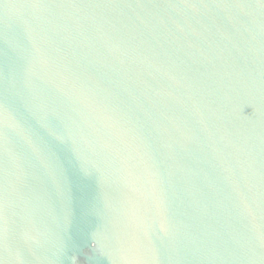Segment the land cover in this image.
I'll return each instance as SVG.
<instances>
[{"label": "water", "instance_id": "1", "mask_svg": "<svg viewBox=\"0 0 264 264\" xmlns=\"http://www.w3.org/2000/svg\"><path fill=\"white\" fill-rule=\"evenodd\" d=\"M0 264H264V0H0Z\"/></svg>", "mask_w": 264, "mask_h": 264}, {"label": "snow or ice", "instance_id": "2", "mask_svg": "<svg viewBox=\"0 0 264 264\" xmlns=\"http://www.w3.org/2000/svg\"><path fill=\"white\" fill-rule=\"evenodd\" d=\"M3 105H0V107H2Z\"/></svg>", "mask_w": 264, "mask_h": 264}]
</instances>
